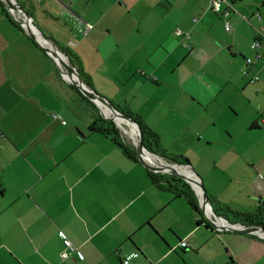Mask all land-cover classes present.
<instances>
[{
	"label": "crops",
	"instance_id": "1",
	"mask_svg": "<svg viewBox=\"0 0 264 264\" xmlns=\"http://www.w3.org/2000/svg\"><path fill=\"white\" fill-rule=\"evenodd\" d=\"M20 1L41 35L76 56L91 91L137 115L191 171L199 166L211 207L258 209L264 41L246 51L253 27L264 33V0L234 1L248 23L214 13L209 0ZM237 100L255 115L240 142ZM93 119L52 58L0 13V264H121L131 252L136 264H264V238L199 223L185 198L157 188L139 162L90 132ZM64 239L81 259L61 258Z\"/></svg>",
	"mask_w": 264,
	"mask_h": 264
},
{
	"label": "water",
	"instance_id": "2",
	"mask_svg": "<svg viewBox=\"0 0 264 264\" xmlns=\"http://www.w3.org/2000/svg\"><path fill=\"white\" fill-rule=\"evenodd\" d=\"M1 1L8 8L7 9L8 13L12 17V19L16 23H18L20 27H22V29L26 32V34L30 37V39H32L39 48L44 50V52L52 58L62 78L68 83V85L75 87L88 101H90L97 108L102 118H104L105 120L112 121L119 129L120 126L117 122L118 118L134 125V127L136 128V135H135V139L132 140V142L135 148L137 161L144 168L155 174H167V175L175 176L181 179L182 181H184L186 184H188L192 189V191L194 192L195 196L197 197L199 210L202 216L205 217L206 221L209 223V225H211L213 229L217 231H223V232L225 231V232L245 234V235H254L264 238V227L262 225L247 226L242 224H232L226 219L218 216L213 211L210 201L206 195V192L201 182L199 181V185H196V183L191 181L188 177H186L182 173L181 168L182 167L189 168L188 165L171 164L166 160H164L165 163L161 164V163L151 162L148 159L143 158L142 153L146 152L148 154V152L145 150L143 146V134L138 123L133 118L119 112L106 99L95 94L83 83L82 78L80 77L78 71L70 63L69 59L60 50H58V48L54 46L48 39H46L43 35L40 34V32L33 23L31 15L25 9H23L22 6L16 0H14V3H10L8 0H1ZM40 39L46 43H50V45L54 50L47 48L43 44H41ZM60 56L64 57L67 60V63L60 61L61 64H58L55 58L57 57L59 59ZM100 103H103V105L106 106L105 108L110 112L111 116H106L103 114V111L101 109L102 104L100 105ZM164 169H169V171H164ZM191 172L193 173V171ZM197 190H200V193H198ZM206 206L210 208L209 213L206 211Z\"/></svg>",
	"mask_w": 264,
	"mask_h": 264
},
{
	"label": "trees",
	"instance_id": "3",
	"mask_svg": "<svg viewBox=\"0 0 264 264\" xmlns=\"http://www.w3.org/2000/svg\"><path fill=\"white\" fill-rule=\"evenodd\" d=\"M16 1L22 6L23 9H25L29 13V10L25 8V5L22 3V1L20 0H16ZM0 13L4 15V17L11 24L17 27L20 31L24 32L22 27H20V25L12 19V17L8 13L7 7L1 0H0ZM61 52L69 59L70 63L74 67L78 66V59L74 54L66 50H62ZM79 75L82 78L83 83L87 87H89L88 81L80 73ZM69 87L74 91L79 101L82 102L86 106V108L90 107L95 112L98 111L97 108H95L93 104L90 101H88L75 87L72 86ZM119 112L133 118L138 123L143 134V146L149 154L161 157L162 159L166 160L171 164H176V165L189 164L186 158L175 156L173 154L164 151L159 145L158 136L147 126H145L137 115H134L127 110H120ZM97 115H98L97 118L93 119V122L89 126L90 132L100 133L105 138H107L114 146H116L126 158L138 162L136 158L135 148L129 146L123 141V139L121 138V133L119 128L116 127V125L112 121L105 120L104 118H102L99 115V112H97ZM146 172L148 173L151 182L157 188H159L162 191H166L173 194L174 197L185 198L190 208L194 210L197 215L200 216L201 220L199 221V223L201 221H204V218L199 210L197 197L195 196L194 192L192 191V189L188 184H186L181 179L172 175L155 174L148 171L147 169ZM212 209L218 216L228 220L232 224L240 223L242 225H247V226L262 225L264 227V201L258 207V209L252 214L239 213L229 209L228 207L218 209L212 206ZM206 224L208 225V222H206Z\"/></svg>",
	"mask_w": 264,
	"mask_h": 264
},
{
	"label": "built area",
	"instance_id": "4",
	"mask_svg": "<svg viewBox=\"0 0 264 264\" xmlns=\"http://www.w3.org/2000/svg\"><path fill=\"white\" fill-rule=\"evenodd\" d=\"M234 1L235 0H209V7L214 13H216V14L224 17V18L228 17V15L230 13L239 15V13L233 7ZM241 18L243 20L247 21V22L249 21V19H247L244 16H241ZM253 18L256 19V20H260L261 19L260 13L258 11H256L253 14ZM91 29H92L91 25L85 24L84 27H83V30H82V34L84 36H86L90 32ZM224 29L226 31H229L231 29V27H230V25L228 23H226L224 25ZM253 29H254L255 34H256V39H254L251 42L250 49L256 51L260 47V42L262 40H264V33H263V30L260 29V28L253 27ZM262 57L263 56L261 54L256 53L254 59L255 60H259ZM254 59L247 58V59H245V62H246L247 65H251V64H253ZM243 74L246 75L247 72L244 71ZM258 80H259V77L258 76H254L250 80V82L254 83V82H257ZM64 245H65V251H63L61 253V258L62 259H68V257L70 255L74 256V258L81 259L80 253L78 251H76V249H74L71 246V244L69 243L68 240L64 239ZM178 245L180 247H182V248L186 247V243L185 242H180ZM138 256H139V254L137 252L128 253L121 259V264H136V259L138 258Z\"/></svg>",
	"mask_w": 264,
	"mask_h": 264
},
{
	"label": "rangeland",
	"instance_id": "5",
	"mask_svg": "<svg viewBox=\"0 0 264 264\" xmlns=\"http://www.w3.org/2000/svg\"><path fill=\"white\" fill-rule=\"evenodd\" d=\"M260 1V0H259ZM8 9V8H7ZM15 14V13H14ZM16 16V15H15ZM240 16V15H238ZM17 17V16H16ZM241 17V16H240ZM20 19V18H19ZM242 19V18H241ZM255 20V19H254ZM245 21V20H244ZM247 22V21H245ZM248 23V22H247ZM254 30V29H253ZM249 52H252L251 49H248L246 51V54H249ZM230 100V99H229ZM237 104L238 106L242 107L240 108L239 110L235 111L237 114H238V122L236 124V129L233 132V135L239 139V142L242 141L243 139L245 140L248 136H250L247 131L246 133L243 132V130L247 127V126H250V122L251 120L255 117V115L253 116V113H252V110L250 109V106L246 103V101L244 102V105L242 104V102L240 100H237ZM94 106V105H93ZM95 107V106H94ZM247 107V108H246ZM96 108V107H95ZM86 110H88L89 112V115L92 114L94 115V119L97 118V112H95L92 108L90 107H87ZM100 115V113H99ZM101 116V115H100ZM102 117V116H101ZM223 122V119H219L218 123H222ZM261 124V123H260ZM261 129L264 130L263 128V125L261 124L260 125ZM127 128V131L129 132L130 131V128L129 127H126ZM179 130H182L183 129V126L181 125L180 127H178ZM120 130V133H121V138L123 139V141L128 144L129 146L131 147H134L133 145V142L132 140H134L132 137L130 138V136L128 134H126L122 129H119ZM261 136V135H259ZM258 136V137H259ZM170 143V140L168 138H164L163 139V145L165 146H168ZM161 144V143H160ZM171 149L173 151H176L175 153L177 154H180L178 152H184V154H182V156H189V149L188 148H183V147H179L177 146L176 144L175 145H172L171 146ZM149 154V153H148ZM155 161H158L157 159L161 158V157H158L156 158L155 155H151L149 154ZM162 159V158H161ZM162 161H164V159H162ZM220 165H224V162H220ZM192 166V165H191ZM197 167H199L198 165H196L194 168L192 167L193 171H194V174H197L196 171L198 170ZM187 170L191 171L190 168H186ZM193 174V175H194ZM198 175V174H197ZM195 176V175H194ZM199 176V175H198ZM196 177V176H195ZM200 177V176H199ZM197 178V177H196ZM201 178V177H200ZM198 180V178H197ZM199 181V180H198ZM184 199V198H183Z\"/></svg>",
	"mask_w": 264,
	"mask_h": 264
},
{
	"label": "bare ground",
	"instance_id": "6",
	"mask_svg": "<svg viewBox=\"0 0 264 264\" xmlns=\"http://www.w3.org/2000/svg\"><path fill=\"white\" fill-rule=\"evenodd\" d=\"M8 1H9L10 3H14V0H8ZM40 43L43 44L45 47L54 50V49L52 48V46L50 45V43H46V42L42 41L41 39H40ZM59 59H60V60H59ZM59 59H58L57 57L55 58V60H56V62H57L58 64H61L60 61H63L64 63H67V60H66L64 57L60 56ZM101 104H102V105H101ZM100 105H101V109H102V111H103V114L106 115V116H111L110 112L105 108L106 106H104L103 103H100ZM117 122H118V124H119V126H120V129H122L126 134H128V135L130 136V138L132 137L133 139H135L136 128L134 127V125H132V124H130L129 122L124 121V120H122V119H120V118L117 119ZM126 127H129V128H130V131H129V132L127 131V128H126ZM142 157L145 158V159H148V160L151 161V162H156V163H161V164H162V163H165V161H162L161 158L157 159L158 161H155V160H154L149 154H147L146 152H143V153H142ZM156 158H157V157H156ZM186 168H187V167H182V168H181L182 173H183L186 177H188L191 181H193L194 183H196V185H199V181L197 180V178L193 175V173H192L191 171L187 170ZM164 171H169V169H164ZM197 191H198V193H200V190H197ZM206 211H207L208 213H209V211H210V208H209L208 206H206Z\"/></svg>",
	"mask_w": 264,
	"mask_h": 264
},
{
	"label": "flooded vegetation",
	"instance_id": "7",
	"mask_svg": "<svg viewBox=\"0 0 264 264\" xmlns=\"http://www.w3.org/2000/svg\"><path fill=\"white\" fill-rule=\"evenodd\" d=\"M262 41H264V40H262ZM262 41H261V42H262ZM261 42H260V44H261Z\"/></svg>",
	"mask_w": 264,
	"mask_h": 264
}]
</instances>
